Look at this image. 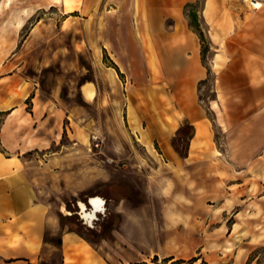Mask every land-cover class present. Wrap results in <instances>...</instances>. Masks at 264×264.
Returning a JSON list of instances; mask_svg holds the SVG:
<instances>
[{
  "label": "rangeland",
  "instance_id": "obj_1",
  "mask_svg": "<svg viewBox=\"0 0 264 264\" xmlns=\"http://www.w3.org/2000/svg\"><path fill=\"white\" fill-rule=\"evenodd\" d=\"M110 5L0 0V141L22 151L41 201L86 243L69 253L93 250L100 264H264L262 181L237 177L220 157L169 162L131 133L129 84L104 49ZM199 97H213L212 76ZM190 132L174 141L181 154ZM93 198L101 207L84 219Z\"/></svg>",
  "mask_w": 264,
  "mask_h": 264
},
{
  "label": "crops",
  "instance_id": "obj_2",
  "mask_svg": "<svg viewBox=\"0 0 264 264\" xmlns=\"http://www.w3.org/2000/svg\"><path fill=\"white\" fill-rule=\"evenodd\" d=\"M196 1L108 0L116 21L104 49L129 84L127 125L140 145L155 146L169 162L220 157L237 177L264 184V0L259 10L250 0H203L208 66L183 16ZM211 76L213 97L203 105L200 89ZM83 95L92 102L94 86ZM185 128L193 135L181 154L174 141ZM0 142V264H100L93 250L87 258L69 253L85 242L41 201L22 151Z\"/></svg>",
  "mask_w": 264,
  "mask_h": 264
},
{
  "label": "trees",
  "instance_id": "obj_3",
  "mask_svg": "<svg viewBox=\"0 0 264 264\" xmlns=\"http://www.w3.org/2000/svg\"><path fill=\"white\" fill-rule=\"evenodd\" d=\"M203 0H197L193 4H186L183 8V16L188 22V26L190 30H192L196 35L199 37L201 45H202V59L204 58L205 53L208 51V45L206 43V39L204 37V33L201 29V22L199 19V11L197 9V6L200 5L202 6ZM206 44V46H205ZM112 67V66H111ZM115 69L117 74L119 75L118 70L116 69L115 66L112 67ZM193 135V132H190V137ZM69 225V224H68ZM65 224V226H68ZM69 227V226H68ZM68 231L71 232V230L68 228ZM78 234V233H77Z\"/></svg>",
  "mask_w": 264,
  "mask_h": 264
},
{
  "label": "bare ground",
  "instance_id": "obj_4",
  "mask_svg": "<svg viewBox=\"0 0 264 264\" xmlns=\"http://www.w3.org/2000/svg\"><path fill=\"white\" fill-rule=\"evenodd\" d=\"M250 2H251V0H250ZM261 7H262V5H261ZM101 203H102V201L99 198H93V199L90 200V204H91V206H92V208H93L94 211H98L100 209ZM80 209H81V215L84 217V219L92 220L94 218V213L92 212V210L89 213H85V210H86L85 205L82 204L80 206Z\"/></svg>",
  "mask_w": 264,
  "mask_h": 264
},
{
  "label": "built area",
  "instance_id": "obj_5",
  "mask_svg": "<svg viewBox=\"0 0 264 264\" xmlns=\"http://www.w3.org/2000/svg\"><path fill=\"white\" fill-rule=\"evenodd\" d=\"M259 2V3H258ZM250 4V7L253 9V10H259L261 8V3L260 1H257V0H251V2L249 3Z\"/></svg>",
  "mask_w": 264,
  "mask_h": 264
}]
</instances>
